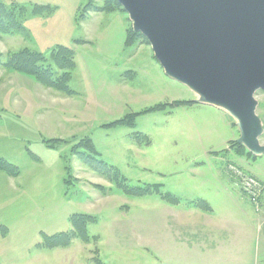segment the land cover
Instances as JSON below:
<instances>
[{"label": "rangeland", "instance_id": "obj_1", "mask_svg": "<svg viewBox=\"0 0 264 264\" xmlns=\"http://www.w3.org/2000/svg\"><path fill=\"white\" fill-rule=\"evenodd\" d=\"M0 1L15 14L14 30L0 31L2 62L23 49L50 61L62 45L74 50L75 63L68 83L72 95L0 64V156L20 168L17 177L0 172V264H174L187 251L171 243L156 249V229L168 218L165 212L161 219L155 215L180 204L173 192L184 198L218 195L215 187L228 179L229 161L264 181V155L223 151L239 138L231 123L237 125V119L200 103L192 89L169 77L145 36L148 43L125 44L133 29L125 10L86 11L90 0ZM35 6L50 10L38 13ZM255 98L264 144V91ZM180 101L193 103L175 106ZM158 105L162 109L153 110ZM128 116H135L134 126H111ZM89 139L96 158L129 184L158 186L173 200L157 193L128 195L110 177L89 169L78 157L89 154ZM74 214L95 218L88 224L92 241L44 245V234L71 230Z\"/></svg>", "mask_w": 264, "mask_h": 264}, {"label": "water", "instance_id": "obj_2", "mask_svg": "<svg viewBox=\"0 0 264 264\" xmlns=\"http://www.w3.org/2000/svg\"><path fill=\"white\" fill-rule=\"evenodd\" d=\"M165 73L237 119L238 143L264 154V0H117ZM239 119H238V118Z\"/></svg>", "mask_w": 264, "mask_h": 264}, {"label": "crops", "instance_id": "obj_3", "mask_svg": "<svg viewBox=\"0 0 264 264\" xmlns=\"http://www.w3.org/2000/svg\"><path fill=\"white\" fill-rule=\"evenodd\" d=\"M212 106L222 115H229L234 121L224 109ZM231 123L238 129L235 122ZM238 131L234 137L236 139L240 137ZM238 139L230 141L223 151H229L228 155L233 152L237 157L254 159L264 155L254 156L250 152L253 155L250 156L247 153H239L231 144L238 143ZM212 153L216 155L220 152ZM230 165L238 166L233 161L227 163L225 174L229 180L225 178L224 184L220 183L215 187L218 195L186 194L184 198L182 193L176 191L173 193L180 199V204L171 205V210L164 209L155 214L156 219L168 218L167 222L164 218L163 226L156 229L160 242L156 249L162 248V243H171L177 250L183 247L187 251L179 260L174 258V264H264V213H257L243 198L234 176L229 171ZM234 187L240 190V195L235 194L237 190ZM163 212L165 214L162 217ZM164 231H167L168 235Z\"/></svg>", "mask_w": 264, "mask_h": 264}, {"label": "trees", "instance_id": "obj_4", "mask_svg": "<svg viewBox=\"0 0 264 264\" xmlns=\"http://www.w3.org/2000/svg\"><path fill=\"white\" fill-rule=\"evenodd\" d=\"M102 5L94 3V0H90L85 6V10L89 9L97 12H114L116 10H124L121 7V4L117 0H105ZM23 8V7H22ZM35 11L38 13L45 12L50 10V6H35ZM85 15V14H84ZM84 15L80 16L81 20ZM15 14L8 10L4 3L0 1V31L3 33H9L13 31L12 27L15 25L14 22ZM144 39V40H142ZM142 41L148 43L144 35L140 32H135L133 29L128 30L126 45H130L133 42ZM76 42H80L77 40ZM74 50L66 46H56V48L50 54V61H47V58L38 52L31 51L30 49H23L19 52L12 54L6 62H2V56L0 54V64L5 68L14 70L16 72L35 77L42 85L54 89L56 91L72 95L75 94L69 87V81L71 78V70L74 69L75 63L73 61ZM48 62V63H46ZM57 69V70H56ZM61 73V74H58ZM191 104V101H180L176 102L175 106L181 104ZM159 106V105H158ZM156 106L153 110H161L162 106ZM135 116H128L125 119L115 121L111 126L122 125V126H134ZM233 147H236L239 153H247L250 156H253L246 148L237 143H232ZM85 148L86 145H85ZM88 152H79V159L82 161L89 169L94 172L108 176L110 179L114 180L117 186L128 195L134 196H145L153 193H157L162 196L167 202L173 200L172 195L162 194L159 191L158 186H146L144 188L138 186H132L128 183L126 178L121 177L113 167L104 163L102 160L96 158V149L91 139H89ZM78 153V152H77ZM67 169V164H66ZM0 172H3L11 177H17L20 174V168L14 163L8 161L4 157L0 156ZM175 199H178L176 196H173ZM176 201V200H175ZM178 204V203H177ZM71 230L69 232H62L56 235L44 234V245L48 248H58V247H67L70 245L73 239H81L86 243L92 241V236L90 237L88 233V224L96 222L95 218L89 214H74L70 217Z\"/></svg>", "mask_w": 264, "mask_h": 264}, {"label": "built area", "instance_id": "obj_5", "mask_svg": "<svg viewBox=\"0 0 264 264\" xmlns=\"http://www.w3.org/2000/svg\"><path fill=\"white\" fill-rule=\"evenodd\" d=\"M229 171L234 176L236 184L242 194L253 205L255 211L257 213H264V181L247 173L236 165H230Z\"/></svg>", "mask_w": 264, "mask_h": 264}, {"label": "bare ground", "instance_id": "obj_6", "mask_svg": "<svg viewBox=\"0 0 264 264\" xmlns=\"http://www.w3.org/2000/svg\"><path fill=\"white\" fill-rule=\"evenodd\" d=\"M239 119V118H238Z\"/></svg>", "mask_w": 264, "mask_h": 264}]
</instances>
